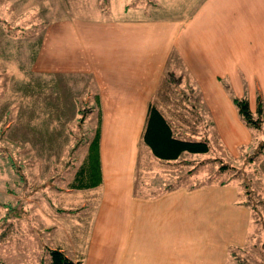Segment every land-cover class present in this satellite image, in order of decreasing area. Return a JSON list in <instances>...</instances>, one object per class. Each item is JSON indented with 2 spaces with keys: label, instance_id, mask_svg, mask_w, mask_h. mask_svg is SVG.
<instances>
[{
  "label": "crops",
  "instance_id": "0c3cea01",
  "mask_svg": "<svg viewBox=\"0 0 264 264\" xmlns=\"http://www.w3.org/2000/svg\"><path fill=\"white\" fill-rule=\"evenodd\" d=\"M137 1L45 26L47 76L96 107L100 138L98 183L27 198L41 264L48 247L85 264H232V247L248 242L254 212L240 182L170 185L193 162L182 156L200 152L159 156L146 133L153 103L173 138L209 141L207 160L236 166L260 145L232 94L264 106V0Z\"/></svg>",
  "mask_w": 264,
  "mask_h": 264
},
{
  "label": "rangeland",
  "instance_id": "374dc122",
  "mask_svg": "<svg viewBox=\"0 0 264 264\" xmlns=\"http://www.w3.org/2000/svg\"><path fill=\"white\" fill-rule=\"evenodd\" d=\"M124 1L0 0V264H41L34 260L36 244L42 239L33 237L37 227L28 199L32 194H52V188L62 185L76 186L62 193H85L80 174L99 123L96 107L80 97V90L72 89L70 81L64 84L47 76L40 56L45 26L68 14L119 12ZM144 1L148 0L137 2ZM257 131L263 134L264 144V123ZM261 143L246 160L226 170L220 169L222 161L206 159L213 155L211 151L184 154L193 162L184 159L178 176L166 180L170 185L206 179L240 182L254 214L248 242L231 249L232 264H264ZM256 153L260 158L254 163L250 158ZM155 183L156 187L164 185Z\"/></svg>",
  "mask_w": 264,
  "mask_h": 264
},
{
  "label": "trees",
  "instance_id": "16d2710c",
  "mask_svg": "<svg viewBox=\"0 0 264 264\" xmlns=\"http://www.w3.org/2000/svg\"><path fill=\"white\" fill-rule=\"evenodd\" d=\"M234 103L236 104L240 116L248 126L255 129H261L264 123V106L262 98L258 101L256 111L250 108L249 97L247 95L236 96L232 94ZM150 130L146 133V139L152 146L154 152L162 157L177 158L183 150H190L194 152H207L210 149V144L207 139L189 140L181 138H173L171 136L170 128L166 125L165 116L160 112L155 104L150 105ZM99 128L96 131L95 137L90 142V148L87 156V162L82 166L81 179L85 181L80 183L86 185L92 181L98 183V163L96 156L98 153L97 146L99 144ZM264 145L263 143H261ZM261 145V146H262ZM221 170H226L229 167H235L229 163H222ZM73 186V184H72ZM76 187V186H74ZM48 257H44L45 264H85L83 256L75 259L68 256L65 250L60 248H47Z\"/></svg>",
  "mask_w": 264,
  "mask_h": 264
}]
</instances>
